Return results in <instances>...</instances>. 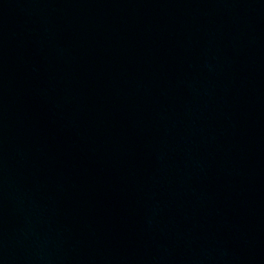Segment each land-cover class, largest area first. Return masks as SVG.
<instances>
[{
  "label": "water",
  "instance_id": "95a60500",
  "mask_svg": "<svg viewBox=\"0 0 264 264\" xmlns=\"http://www.w3.org/2000/svg\"><path fill=\"white\" fill-rule=\"evenodd\" d=\"M0 264H264V0H0Z\"/></svg>",
  "mask_w": 264,
  "mask_h": 264
}]
</instances>
